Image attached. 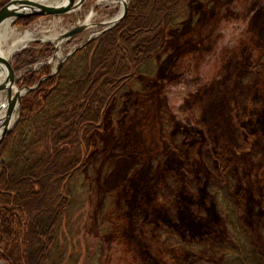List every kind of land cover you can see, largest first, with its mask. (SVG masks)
Segmentation results:
<instances>
[{
	"label": "rangeland",
	"instance_id": "1",
	"mask_svg": "<svg viewBox=\"0 0 264 264\" xmlns=\"http://www.w3.org/2000/svg\"><path fill=\"white\" fill-rule=\"evenodd\" d=\"M6 1L0 0V5ZM97 1L87 0L81 8L62 17L22 18L13 28L33 30L54 39L78 27L79 21L84 23L92 11L96 24L113 21L120 8L95 6ZM164 3L165 0H127L128 11L131 10L127 38L135 35L143 15L151 16L153 10L154 22L177 19L175 27L162 23L161 49L151 54L142 73L116 91L106 110L104 129L98 132L101 144L87 157V165L75 179L79 195L61 223V246L68 255L64 264L69 258L73 264H185L178 249L162 244L163 235L158 231L179 230L174 219L182 220L192 214L188 209L192 196L199 199L195 204L198 209L193 211L198 216L210 204L208 200L200 203V191L189 193L187 198L183 189L175 192L169 177H177V173L170 171L205 170L209 166L210 170L225 168L229 178L236 176L238 183L232 192L242 196L237 191L242 187L241 192L251 200L247 206L239 198L235 203L244 211L240 217L242 227L255 238L264 254V227L260 229L261 223L264 226V61L260 65L257 62L264 56V0H172L163 7ZM159 14L163 16L159 18ZM134 19L138 26L131 25ZM105 27L88 29L69 41L63 40L58 49L57 42H30L9 60L16 74L15 87L23 92L35 87L75 50L53 78L66 70L72 72L73 68L78 77L83 73L81 69L92 65L90 55L98 51L103 66L99 70L102 73L93 71L98 78L94 88L98 89L99 84L104 87L106 83L101 80L128 62L123 48L132 49L127 42L124 47L119 43L117 47L109 45L106 32L90 43L88 55L82 51L89 46L82 47L91 35ZM16 37L7 40V44ZM135 37L132 39L137 40L139 34ZM23 61L28 66L24 67ZM77 93L73 87L67 96L73 98ZM28 94L22 98V111ZM22 111L0 147L19 124ZM70 138L65 140L69 147ZM48 147L44 143L38 149ZM1 167L2 163L0 170ZM215 176L214 181L222 188L224 180H220L217 171ZM223 187L229 188V184ZM162 189L172 197L167 205H161L159 200ZM256 204L259 212L253 211ZM214 212L210 207L203 220L208 232L205 238L222 245L229 234L227 224L231 227L232 223L226 216L218 220ZM210 256L211 260L217 258ZM226 259L222 256L214 262L223 264Z\"/></svg>",
	"mask_w": 264,
	"mask_h": 264
},
{
	"label": "trees",
	"instance_id": "2",
	"mask_svg": "<svg viewBox=\"0 0 264 264\" xmlns=\"http://www.w3.org/2000/svg\"><path fill=\"white\" fill-rule=\"evenodd\" d=\"M171 1L165 0L162 6L167 7ZM159 2L156 1L161 5ZM163 10L164 8L162 12ZM130 11L119 26L106 34L109 45L117 47L119 43L124 47L127 42L128 45L132 44V51L128 47L123 48L128 62L118 66L119 71H114L116 74L111 72L108 79L101 80L102 84L106 83L104 87L99 84L98 89L94 88L98 78L93 76V71L98 69L102 73L99 70L103 66L102 54L96 51L90 55L92 65L81 69L83 73L78 77L73 73L75 68L72 72L66 70L59 77L43 82L37 90L24 98L20 122L0 147V260L3 264H64L67 260V252L62 247L64 243L60 240L61 223L79 195L75 188V179L79 177L81 168L87 165V157L101 144L98 132L104 129L106 110L117 95L116 91L127 86L142 73L146 62L152 59L151 54L161 49L162 23L168 28L175 27L177 19L175 17L170 22L157 23L153 20L154 10L151 16L144 14L142 23L135 31V35L139 34V37L133 40L132 38H137L135 35L126 37L127 24L131 20ZM161 17L159 14V18ZM134 22L135 19L132 26L138 23ZM90 45L82 51L88 52ZM261 60L264 61V56L257 60L259 65ZM23 64L26 67L29 63L23 61ZM132 71L135 73H131ZM73 87L78 89L77 96L74 99L68 98L67 94ZM64 135L71 136L72 149L66 143L68 136ZM44 143H48V149L39 150L38 146ZM65 144L69 148L64 147ZM31 146L36 148H30ZM221 155L219 152V156ZM211 168L209 166L205 170L185 168L170 171L177 173V177H169V184L174 185L175 192L183 189L187 198L191 193L200 191V203L208 200L210 205L205 213L198 216L194 212L198 209L197 207L195 210V204L199 203V199L192 196L188 206L192 214L182 220L174 219L180 227L179 230L172 232L168 228L158 231L163 235L162 244L178 249L180 260L185 264H215L214 260L222 256L227 258L223 264H264V254L259 251L255 238L242 227L240 217L244 211L235 205L238 203L237 198L241 199L239 201L244 206L250 204L251 200L246 193L241 192L242 187L237 190L242 196L238 193L235 196L232 192V188L236 190L238 183L236 176L234 179L229 178L230 174L225 168L210 170ZM215 171L220 175V180H224L222 185L226 186L228 183L229 188L218 187L214 181ZM201 184L205 186L203 191ZM165 192L167 191L162 189L159 194L161 205L172 201V197ZM257 205L253 211L259 212ZM210 207L217 213L218 220L220 216H226L232 223L229 227L225 222L229 234L227 242L222 245L212 244L205 238L208 232L205 231L203 220L208 216ZM262 224L260 229L264 227ZM210 255L217 258L211 260ZM73 263L74 260L69 258L68 264Z\"/></svg>",
	"mask_w": 264,
	"mask_h": 264
},
{
	"label": "water",
	"instance_id": "3",
	"mask_svg": "<svg viewBox=\"0 0 264 264\" xmlns=\"http://www.w3.org/2000/svg\"><path fill=\"white\" fill-rule=\"evenodd\" d=\"M46 1L48 0H7L6 4L0 9V30L7 24L13 26L18 20L22 18L49 16L62 17L65 15H69L70 13H73L74 11L81 8L87 0H65V2L61 4H47ZM123 3V11L119 15V17L109 23L96 24V28H100L102 26L106 27L100 33L92 35L90 39L82 45V47L88 46L99 35L113 30L125 19L128 13V4L126 2ZM86 30H88V26L85 25V23L81 25L79 24L78 27L72 28V30L63 33L58 38H54V41L53 39H50L48 41L52 44L57 42L55 45V49H58L63 40L69 41L70 39H73L76 36L82 34ZM35 41L46 42V40ZM76 51L77 50L67 55L66 58L57 65V69L44 80L53 78L54 76L58 75L65 60H67ZM52 61H50L49 63H51ZM2 74H4V76ZM2 76L3 80L0 81V97L4 96L5 100L0 105V115L4 114L2 117H0V144L2 142V139L12 129L21 115L22 98L25 96V94L34 91L37 87H39L41 82L44 81L42 80L33 88H27L26 92L19 91L15 87V70L13 69L9 60L0 55V79ZM15 112H18V116L14 124H11ZM1 163L2 160L0 156V165ZM0 264H3L1 260Z\"/></svg>",
	"mask_w": 264,
	"mask_h": 264
},
{
	"label": "bare ground",
	"instance_id": "4",
	"mask_svg": "<svg viewBox=\"0 0 264 264\" xmlns=\"http://www.w3.org/2000/svg\"><path fill=\"white\" fill-rule=\"evenodd\" d=\"M64 2H65V0H48V1H46L47 4H51V3L61 4ZM123 2L127 3V0H98L96 2L95 6H101V5L118 6L120 8V12L117 15V17H119V15L123 11V5H124ZM77 17H78V15H77ZM94 19H95V13L92 11L86 17V20L84 22L85 25L88 26V29L92 30V29L96 28V23L93 22ZM84 23H81V21H79L77 24L81 25ZM15 36H17L15 38V40H13L10 45H8L7 40H9L10 38L15 37ZM38 38H42V40H46V41L51 39L50 37L41 36L38 33L34 32L33 30L20 31L17 28H13V26H10L9 24H7L4 27H2L0 30V55L4 58L10 60V58L13 54H15L16 52L25 48L30 42L38 40ZM53 41H54V39H53ZM61 55H62L61 53L58 54L59 58L62 57ZM2 75L4 76V74H2ZM3 76L1 77L0 81L3 80ZM4 100H5V97L1 96L0 97V105L4 102ZM3 115L4 114H1L0 117H2ZM16 119H17V112H15L11 124H14Z\"/></svg>",
	"mask_w": 264,
	"mask_h": 264
}]
</instances>
